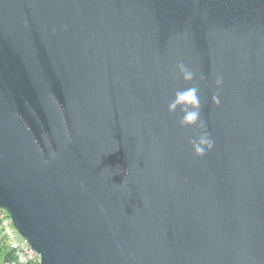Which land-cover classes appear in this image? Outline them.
I'll return each mask as SVG.
<instances>
[{
    "label": "water",
    "instance_id": "95a60500",
    "mask_svg": "<svg viewBox=\"0 0 264 264\" xmlns=\"http://www.w3.org/2000/svg\"><path fill=\"white\" fill-rule=\"evenodd\" d=\"M0 209L40 264H264V0H0Z\"/></svg>",
    "mask_w": 264,
    "mask_h": 264
},
{
    "label": "clouds",
    "instance_id": "9594fccd",
    "mask_svg": "<svg viewBox=\"0 0 264 264\" xmlns=\"http://www.w3.org/2000/svg\"><path fill=\"white\" fill-rule=\"evenodd\" d=\"M176 70L185 82H191L195 79V73L188 68L183 62L176 65ZM222 77L216 78L217 87L222 85ZM212 103L218 105L220 99L218 95H213ZM201 100L199 96V88L195 85L177 91L173 99L167 105L169 114L175 113L180 109L182 115L179 119V126L182 128H198L201 131L198 135L189 140L190 150L193 156L203 157L214 146V141L206 131V124L201 118Z\"/></svg>",
    "mask_w": 264,
    "mask_h": 264
},
{
    "label": "built area",
    "instance_id": "2783aa9c",
    "mask_svg": "<svg viewBox=\"0 0 264 264\" xmlns=\"http://www.w3.org/2000/svg\"><path fill=\"white\" fill-rule=\"evenodd\" d=\"M0 245L13 256L11 264H40L39 255L16 232L9 215L0 209Z\"/></svg>",
    "mask_w": 264,
    "mask_h": 264
},
{
    "label": "trees",
    "instance_id": "16d2710c",
    "mask_svg": "<svg viewBox=\"0 0 264 264\" xmlns=\"http://www.w3.org/2000/svg\"><path fill=\"white\" fill-rule=\"evenodd\" d=\"M0 260L2 264H11L13 262V256L11 254H5V247L0 245Z\"/></svg>",
    "mask_w": 264,
    "mask_h": 264
},
{
    "label": "rangeland",
    "instance_id": "374dc122",
    "mask_svg": "<svg viewBox=\"0 0 264 264\" xmlns=\"http://www.w3.org/2000/svg\"><path fill=\"white\" fill-rule=\"evenodd\" d=\"M0 264H2V263H1V260H0Z\"/></svg>",
    "mask_w": 264,
    "mask_h": 264
}]
</instances>
